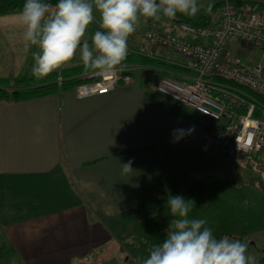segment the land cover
Here are the masks:
<instances>
[{"label": "crops", "instance_id": "crops-1", "mask_svg": "<svg viewBox=\"0 0 264 264\" xmlns=\"http://www.w3.org/2000/svg\"><path fill=\"white\" fill-rule=\"evenodd\" d=\"M174 20L148 19L145 26L151 21L160 32L184 36ZM161 52L183 64L181 56ZM138 66L129 82L106 95L79 98L66 88L28 100H0V250L10 249L18 264H97L98 253L106 258L103 264H135L134 252L147 256L166 238L169 195L194 200L190 216L207 220L220 238L226 235L227 201L210 206L211 198H203L204 205H197L196 187L210 182L216 170L238 169L257 177L239 180L257 196L250 201L244 192L252 207L244 200L243 217L253 212L254 228L235 238L248 236L263 262L264 179L236 162L214 163L213 152L203 147L205 126L153 93L158 69ZM193 126L191 135L173 142L174 129ZM129 160L134 170L125 174L122 164Z\"/></svg>", "mask_w": 264, "mask_h": 264}, {"label": "built area", "instance_id": "built-area-1", "mask_svg": "<svg viewBox=\"0 0 264 264\" xmlns=\"http://www.w3.org/2000/svg\"><path fill=\"white\" fill-rule=\"evenodd\" d=\"M212 1L219 9L216 25L179 21L180 36L160 32L148 21L147 44L135 52L160 57L166 50L181 56L189 72L175 77L160 72L153 93L175 109L191 108L212 122L204 128L205 150L264 176V103L259 100H264V60L248 61L227 49L234 39L264 52V0ZM128 65L110 76L83 74L85 81L74 87L76 96L109 94L132 79Z\"/></svg>", "mask_w": 264, "mask_h": 264}, {"label": "clouds", "instance_id": "clouds-1", "mask_svg": "<svg viewBox=\"0 0 264 264\" xmlns=\"http://www.w3.org/2000/svg\"><path fill=\"white\" fill-rule=\"evenodd\" d=\"M211 12V5L208 6ZM198 0H25L18 14L25 47L36 46L32 53V75L45 78L63 69L79 52L86 69L110 76L124 67L128 56V39L141 18L174 20L177 14L194 16ZM99 13V29L85 39L89 26ZM195 131L177 128L173 142H179ZM133 161L122 164V172H132ZM247 203V202H245ZM172 217L165 229L166 238L154 244L146 258H135V264H258L248 254V246L225 235L218 238L207 227V220L190 216L195 201L180 195H169L166 201ZM155 217L156 213H152Z\"/></svg>", "mask_w": 264, "mask_h": 264}, {"label": "rangeland", "instance_id": "rangeland-1", "mask_svg": "<svg viewBox=\"0 0 264 264\" xmlns=\"http://www.w3.org/2000/svg\"><path fill=\"white\" fill-rule=\"evenodd\" d=\"M198 5H199V11L197 12V14L194 16H187V17H190L192 19L202 18L207 21H211L212 23L214 22V20L218 18L219 9L216 6H214L212 0H198ZM209 5H211V12H208L207 10ZM19 12L20 11H16L9 14L0 15V30L4 29L2 33H0V77H6L9 79H13V78L15 79L17 77L22 79L25 78L24 82H22V84H25L32 82L31 81L32 79H30V77L32 76L31 69L34 65V59L32 53L38 51V49L36 48V46H31V45L25 47L22 39L23 29L20 27L18 23ZM94 15L98 25H96V22L94 20V22L89 26L85 36V39H88L89 42L94 32L97 30H101V29H97V26H99V22H100L99 13H94ZM178 15H182V14H177V16ZM182 16H186V15H182ZM147 20L141 18V22L138 25L136 31L128 39V48L144 42L145 39L143 34L145 33V27H146L145 25ZM3 21L6 23H4L3 27H1ZM162 21H163V17L160 20V22ZM227 49L231 53L236 54V56H239L242 59L248 61H257L259 59L264 60V52L262 50L247 43H240L234 39H232L229 42ZM76 63H81L79 52L77 53L76 57L69 62V64L63 67V69L68 65H74ZM128 66L132 67L131 69L132 72H136L137 69L139 68V66L132 65L130 63ZM152 70L155 71L154 69ZM213 154L214 155L211 158L214 163L230 162L228 160H225L223 157L217 155L216 153ZM231 162L235 163V161H231ZM251 172L254 173L253 171ZM223 174H226V177H224ZM209 177H210L209 178L210 182L197 184L196 194L199 197L198 200H201L199 203H197V205H204L202 201L203 198H211L209 200L210 206H213L215 204L213 202L215 201L217 202L216 204L222 205L220 203V198H223L222 200L224 202L227 201L226 206H227V214H228V219L224 220L225 225H223V229L226 230H224L223 233L228 235L230 238L237 239L235 237L238 236L241 231H245V232L248 231L247 235L249 236V234H251V232L249 231H252V229L254 228L253 221L251 219L253 218V212L251 213L252 217L248 216L247 220L245 217H243L245 214H247V210L244 207V200L246 202V199L243 198H245L244 195L247 196L246 194H248L249 196H247V198L249 197L251 201L252 197L257 195L252 194L254 191L253 187L242 188L241 186H239L240 184L239 180L242 179L243 177L245 179H247L248 177L251 178H257V177L251 173H247V171L244 170L240 171L238 169L225 173L221 170H216L213 172V175ZM260 177L264 179V176H260ZM236 185H238V187ZM191 189H193V187ZM244 192L246 194H244ZM249 192H251V194ZM192 193L193 192L191 191V194ZM181 194L188 195L189 192L183 191ZM255 194L257 193L255 192ZM251 203L252 202L247 203L250 209L252 207ZM202 209L204 210L205 207L200 208L199 210ZM224 211L226 210L224 209ZM248 214L250 215V212H248ZM242 217L247 222H244L243 219H240ZM208 221L214 223L218 222V220L216 219L214 220L209 219ZM252 234L254 235L253 232ZM248 236H243L242 239L240 240L241 242L247 244L248 254H251L256 257L257 251L254 248L252 240L248 238ZM116 253L120 254V252H116ZM134 256L135 258H146L148 255L145 256L142 252H134ZM105 259L106 258H103V256L100 253L96 254L97 264H103ZM18 263L20 262L18 261L17 257L10 249H8L5 252L0 250V264H18Z\"/></svg>", "mask_w": 264, "mask_h": 264}, {"label": "trees", "instance_id": "trees-1", "mask_svg": "<svg viewBox=\"0 0 264 264\" xmlns=\"http://www.w3.org/2000/svg\"><path fill=\"white\" fill-rule=\"evenodd\" d=\"M24 2L25 0H0V15L20 11ZM49 2L55 4L57 0H49ZM214 6L217 7V5L215 4ZM174 21L188 22L195 25L209 24V21H206L205 19L202 18L192 19L190 17L182 16V15H178ZM170 32L173 33L172 30H170ZM139 48L134 49L132 52L128 51V56L123 63L124 64L130 63L136 66L138 65L149 66L150 68L158 69V72L163 71L162 73H166L167 75L170 74V76L173 77L183 75L189 72L183 65L177 64V62L175 61H170L168 59H165L163 55L160 57H147L140 55L139 53L135 52ZM91 71L93 70L86 69L83 66V64L80 63L72 67L64 68L56 72H53L45 78L37 79L32 75L30 77V79H32L31 83L22 84L25 78L22 79L17 77L15 79L14 78L9 79L6 77H0V100H4V101L28 100V99L54 94L62 89L74 88L76 85L85 81V79L81 75ZM128 73L130 75L133 74L132 71ZM162 73H154L155 74L154 77H159ZM59 76L62 77V82L60 84H58L57 82V78ZM259 100L262 103H264L263 99L259 98ZM170 108L174 112L179 113L184 117H192L193 115L196 118L195 120H197V122L199 123H202L204 126L212 123L211 121H208L205 117H202L201 115L197 114L191 108L188 107H183L180 109H175L173 107ZM260 263L262 264L264 263V261L258 262V264Z\"/></svg>", "mask_w": 264, "mask_h": 264}]
</instances>
